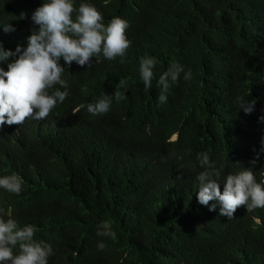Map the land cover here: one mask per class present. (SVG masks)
Returning <instances> with one entry per match:
<instances>
[{
	"label": "trees",
	"instance_id": "1",
	"mask_svg": "<svg viewBox=\"0 0 264 264\" xmlns=\"http://www.w3.org/2000/svg\"><path fill=\"white\" fill-rule=\"evenodd\" d=\"M43 2L0 0L6 50L26 48ZM73 3L94 5L106 26L127 20L131 47L123 63L101 55L90 68L65 65V101L44 120L0 130V177L22 179L19 194L0 188V215L36 227L34 239L53 248L48 264H264V209L240 206L229 219L217 201L209 202L215 211L197 201L200 153L222 169L221 192L226 176L244 168L264 183V0ZM146 56L157 60L147 90L139 72ZM173 63L192 76L169 80L160 104L158 81ZM115 92L126 99H113L107 114L80 107ZM241 98L256 99L251 114L239 109ZM102 222L116 239L97 235Z\"/></svg>",
	"mask_w": 264,
	"mask_h": 264
},
{
	"label": "clouds",
	"instance_id": "2",
	"mask_svg": "<svg viewBox=\"0 0 264 264\" xmlns=\"http://www.w3.org/2000/svg\"><path fill=\"white\" fill-rule=\"evenodd\" d=\"M75 14V19L73 15ZM34 27L27 38V46L23 50L17 46L15 52L6 50L0 42V62H7L10 57L18 55L12 63H8V70L0 67V130L5 125H21L26 119L44 120L58 103H63L69 96L67 81L62 78L64 66L70 67L73 62L83 67H92V58L99 63L102 55L107 60L121 58L127 54L131 41L127 38L129 27L127 20L114 17L107 24L103 23V16L97 8L89 3H82L74 7L73 0H44L31 15ZM4 31L14 30L11 25H3ZM63 59L64 64L60 61ZM157 60L154 57L140 59V76L145 90L151 88L155 78L154 69ZM183 73V79H191V71H185L183 66L173 63L158 81L162 93L158 96L160 104L167 102L170 84L178 82ZM59 85V87H56ZM120 87H125L120 82ZM64 90L61 91L60 89ZM113 99L117 102L126 99L122 92L113 95L103 94L101 98L86 106L87 112L93 116L107 114ZM256 99L241 98L239 109L248 115L254 111ZM264 122V115L258 118ZM261 151H264V139L261 140ZM259 158L251 161L256 163ZM204 171L197 176L200 182L197 201L208 206L209 211H215L217 201L220 205L219 214L229 219L240 206L247 211L257 208L264 209V183H258L254 172L244 168L238 174H229L223 182L221 192L219 178L222 169L215 167L207 153L197 156ZM0 188L13 194L22 191V179L16 174L0 177ZM3 210L0 209V212ZM36 227L24 225L21 227L17 220L10 215L7 219L0 215V262L3 264H48L50 256L54 255L50 244L34 239ZM97 235L116 239V233L107 222H102ZM98 250L106 245L99 242ZM18 249V253L14 250Z\"/></svg>",
	"mask_w": 264,
	"mask_h": 264
},
{
	"label": "rangeland",
	"instance_id": "3",
	"mask_svg": "<svg viewBox=\"0 0 264 264\" xmlns=\"http://www.w3.org/2000/svg\"><path fill=\"white\" fill-rule=\"evenodd\" d=\"M175 138V137H174Z\"/></svg>",
	"mask_w": 264,
	"mask_h": 264
}]
</instances>
